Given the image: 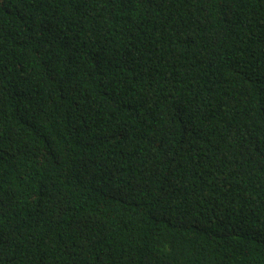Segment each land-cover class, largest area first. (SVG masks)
<instances>
[{"label":"trees","instance_id":"1","mask_svg":"<svg viewBox=\"0 0 264 264\" xmlns=\"http://www.w3.org/2000/svg\"><path fill=\"white\" fill-rule=\"evenodd\" d=\"M0 264H264V0H0Z\"/></svg>","mask_w":264,"mask_h":264}]
</instances>
